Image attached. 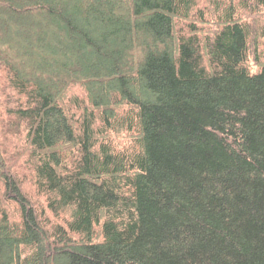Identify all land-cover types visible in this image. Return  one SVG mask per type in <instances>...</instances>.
Masks as SVG:
<instances>
[{"label":"trees","instance_id":"trees-1","mask_svg":"<svg viewBox=\"0 0 264 264\" xmlns=\"http://www.w3.org/2000/svg\"><path fill=\"white\" fill-rule=\"evenodd\" d=\"M0 264H264V0H0Z\"/></svg>","mask_w":264,"mask_h":264}]
</instances>
